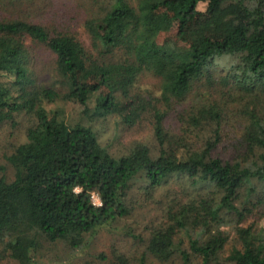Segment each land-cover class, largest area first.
I'll return each mask as SVG.
<instances>
[{"label": "trees", "instance_id": "trees-1", "mask_svg": "<svg viewBox=\"0 0 264 264\" xmlns=\"http://www.w3.org/2000/svg\"><path fill=\"white\" fill-rule=\"evenodd\" d=\"M105 3L101 17L85 23L96 55L74 33L50 31L12 16L0 19V124L20 113L35 119L26 142L7 157L13 179L0 177V253L18 264H35L40 239L64 242L72 251L87 248L100 230L128 216L126 197L136 176L150 189L180 176L188 185L166 205L167 223L150 231V256L162 263L178 255L181 264H222L219 258L232 240L223 264H264V228L248 223L254 214L264 218V0ZM201 4L204 11L198 8ZM159 7L176 10L177 36L188 42L187 49L158 43L163 26ZM196 21L203 23L204 34L188 39ZM98 23H103L101 36L94 29ZM37 47L55 57V84L36 74ZM218 61L227 65L216 75ZM81 69L100 80L123 70L125 78L113 88L124 95L142 74L159 80L161 108L141 100L128 113L111 93L96 99L100 115L117 116L128 126L147 118L155 155L137 144L114 158L91 126L70 123L65 107L47 109L57 103L87 106L98 86L76 81ZM216 78L221 87L249 101L239 110L242 126L230 159L217 153L223 111L213 102L190 106L180 116L178 134L164 128L171 103L184 101L196 87ZM187 188L195 193H186ZM183 233L188 251L176 242Z\"/></svg>", "mask_w": 264, "mask_h": 264}, {"label": "rangeland", "instance_id": "rangeland-1", "mask_svg": "<svg viewBox=\"0 0 264 264\" xmlns=\"http://www.w3.org/2000/svg\"><path fill=\"white\" fill-rule=\"evenodd\" d=\"M161 3L163 0H155ZM106 0H0V19L13 17L28 23H34L47 28L50 31L71 32L77 35L80 42L92 54L96 52L92 48L91 37L88 34L85 23L92 17H101L104 13ZM204 5H199V10L204 11ZM163 20V26L158 34V43L172 49L185 50L188 42H182L177 36V14L173 8L159 7L157 11ZM240 20L246 21L245 15L240 13ZM202 22H194L188 29V39L203 35ZM103 23L94 27L98 36ZM200 32V33H199ZM29 44L30 42L27 41ZM30 45V44H29ZM34 45V44H32ZM35 71L43 82L56 83L54 74L55 57L44 47L35 49ZM226 61H218L215 64V74L222 72L226 67ZM125 78L123 70H117L109 79L100 80L98 75L87 69H81L75 75L78 82L97 83L98 91L89 100L87 106L71 104H49L47 109L65 107L69 122L80 121L91 126L96 133L99 144L114 158L127 155L137 144L146 145L153 155L157 152V145L153 138L149 120L143 118L138 123L128 126L122 123L117 116H103L96 107V99L108 93L114 95L116 101H120L126 112L136 110L141 100L148 101L161 108L159 80L149 74H142L135 80L132 87L124 95L115 91L116 82ZM216 78L212 84H202L190 92L182 102L171 103L164 120V128L171 133H179L180 116L184 115L190 106L201 103H215L223 111L221 144L217 153L230 159L233 154L232 145L238 138L242 126L239 110L248 104V100H241L240 95L221 87ZM163 109V108H162ZM86 112V113H84ZM147 117V115H146ZM35 119L25 113L14 114L12 120L0 124V177L4 176L11 181L14 169L7 161L13 151L26 142V133L34 126ZM209 135V134H208ZM174 176L166 181V185L157 189H150L145 179L138 175L130 183L126 203L130 209L128 216L114 222L107 229L100 230L88 244L87 248L72 251L64 242L49 243L40 239L41 247L34 254L35 264H181L179 258L167 263L159 262L147 252V241L152 229L162 227L167 223L166 211L168 202L175 197L180 188L188 185L185 179ZM184 178V177H183ZM182 185L180 186V184ZM180 186V187H179ZM194 190L188 189L186 193ZM195 193V192H194ZM193 193V194H194ZM185 196V195H184ZM184 196H177L185 200ZM254 222L256 228H264V218L254 214L248 218V223ZM130 234V235H129ZM135 236V238H133ZM180 248L188 251L187 235L180 234L176 237ZM220 256L219 262L224 263L228 255V249ZM103 257V258H101ZM124 262L120 263L117 259ZM199 264V261L194 262ZM0 264H18L4 253H0Z\"/></svg>", "mask_w": 264, "mask_h": 264}, {"label": "built area", "instance_id": "built-area-1", "mask_svg": "<svg viewBox=\"0 0 264 264\" xmlns=\"http://www.w3.org/2000/svg\"><path fill=\"white\" fill-rule=\"evenodd\" d=\"M91 200H92V202H93L95 205H97V206L100 205V201H99V198L97 197V195L92 194V196H91Z\"/></svg>", "mask_w": 264, "mask_h": 264}]
</instances>
